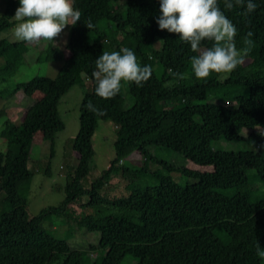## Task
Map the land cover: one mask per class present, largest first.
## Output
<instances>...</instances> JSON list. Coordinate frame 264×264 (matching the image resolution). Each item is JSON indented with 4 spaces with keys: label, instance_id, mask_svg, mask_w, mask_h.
<instances>
[{
    "label": "trees",
    "instance_id": "1",
    "mask_svg": "<svg viewBox=\"0 0 264 264\" xmlns=\"http://www.w3.org/2000/svg\"><path fill=\"white\" fill-rule=\"evenodd\" d=\"M255 3L247 16L240 7L225 10L239 24L237 48H250L247 61L229 74L198 79L190 44L158 29L159 0H74L80 21L68 26L61 46L48 42L34 58L55 62L53 74L0 86V103L19 94L22 107L18 122L5 117L0 127V264H264L257 253L258 246L264 250V0ZM18 7V0H0V33L13 26ZM89 20L92 29L84 24ZM248 32L250 46L244 43ZM123 47L153 70L143 86L126 84V109L115 97H98L93 76L102 52ZM26 49L25 42L0 36V78L22 63ZM82 75L90 83L78 103L71 140L76 162L63 197L28 215L26 159L33 134L47 141L50 156L53 134L63 126L58 98ZM89 103L103 115L87 110ZM103 120L113 123V154L84 187L80 180L95 167L91 135ZM162 149L210 170L175 167L151 154ZM129 152L140 162L126 166ZM170 171L192 181L179 183ZM113 176L122 180L124 193L109 196L104 186ZM76 202L79 210L69 216L67 207ZM52 216L95 235V242L70 247L54 228L41 225ZM88 249L99 257L88 261Z\"/></svg>",
    "mask_w": 264,
    "mask_h": 264
},
{
    "label": "clouds",
    "instance_id": "2",
    "mask_svg": "<svg viewBox=\"0 0 264 264\" xmlns=\"http://www.w3.org/2000/svg\"><path fill=\"white\" fill-rule=\"evenodd\" d=\"M236 7L243 9L244 16L257 8L255 0H159L160 15L156 17L158 29L176 34L190 44L195 55L191 57V69L198 79H207L212 73L229 74L245 62L250 48L236 46L237 26L226 15ZM13 19L17 40L35 44L40 41L56 43L64 29L76 25L81 12L74 7V0H19ZM88 29L94 27L91 20L84 23ZM252 33L244 39L251 45ZM205 42H210L207 46ZM95 93L104 100L114 98L124 84L143 86L152 75L151 65L142 66L135 52L123 47L119 51H104L95 60ZM174 75H180L174 73ZM182 78V77H181ZM87 110L103 115L101 109L89 103ZM264 258V250L257 247Z\"/></svg>",
    "mask_w": 264,
    "mask_h": 264
},
{
    "label": "rangeland",
    "instance_id": "3",
    "mask_svg": "<svg viewBox=\"0 0 264 264\" xmlns=\"http://www.w3.org/2000/svg\"><path fill=\"white\" fill-rule=\"evenodd\" d=\"M14 15L15 12L12 15V18ZM229 18L238 27V22L231 17ZM17 23L18 22L14 20L13 26L8 31L0 33V36L8 40L16 41L17 39L14 35V27ZM67 32L68 26L64 29L56 41L60 44V46L66 40ZM48 42L49 41L42 40L35 44L25 43L27 49L24 53V60L16 66L11 74L0 78V86L11 85L14 82L23 81L32 75L51 76L57 67L55 62L34 61L37 53ZM50 43L52 44L54 42ZM62 51L65 53L64 49H62ZM245 61H247V59H245ZM89 83V79L82 75L79 81L71 84L58 98L56 111L63 126L60 130L53 134L52 154L50 156H48L47 141L40 138L39 132H35L33 134L32 143L26 159V167L31 172L25 207L28 215L35 214L41 207L56 205L63 197V185L67 173L71 174L70 171L76 162L75 153L71 149V140L77 129L78 103L82 92L89 89ZM37 95L38 93L34 92L31 97L37 98ZM20 97L21 96L19 94H14L1 101L0 127L5 117L15 123L18 122L19 116L22 112L21 105L17 104V100ZM115 100L121 109H126L131 104V96L127 92L126 84L122 86L121 91L115 96ZM113 139V123L109 120L97 121L96 127L93 130L90 139L93 149L92 158L95 163V167L86 172L84 177L80 180L81 185L84 187L89 186L91 179L98 175L99 170L104 168L108 163V160L112 157ZM231 145L236 149L246 148L244 143L241 141H231ZM3 147L4 141L0 138V151L3 150ZM151 154H153L155 158H158L175 167H183L196 171L210 170L209 165H198L192 163L175 151L162 149L154 150ZM123 158L126 166H129L132 163L140 162V160L132 152H129L128 155H125ZM169 175L179 183L192 181L191 178L184 177L176 171H170ZM139 181L141 183H145L141 177ZM104 187H106V192L109 196L124 193L122 180L118 179L116 176L109 178ZM230 192L231 191L229 190L228 193ZM67 209V214L69 216L76 215L79 210L77 202L76 204H69ZM41 225L48 230L54 228L55 232H58L64 239H66L70 247L86 248L87 243L93 244L95 242V235L84 231L82 228H77L70 222V220L66 221L52 216L49 221H42ZM247 237L252 239L253 234L248 233ZM87 253H90L91 255V257L89 255L87 258L88 261L96 259L100 255L97 249H88ZM120 264H123V262H120Z\"/></svg>",
    "mask_w": 264,
    "mask_h": 264
}]
</instances>
